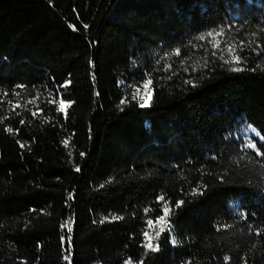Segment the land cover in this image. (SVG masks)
<instances>
[{"label": "trees", "instance_id": "16d2710c", "mask_svg": "<svg viewBox=\"0 0 264 264\" xmlns=\"http://www.w3.org/2000/svg\"><path fill=\"white\" fill-rule=\"evenodd\" d=\"M0 264H264V0H0Z\"/></svg>", "mask_w": 264, "mask_h": 264}, {"label": "rangeland", "instance_id": "374dc122", "mask_svg": "<svg viewBox=\"0 0 264 264\" xmlns=\"http://www.w3.org/2000/svg\"><path fill=\"white\" fill-rule=\"evenodd\" d=\"M149 98H150V90H149L147 85H144L139 90V100L142 102L143 106H146L148 104ZM161 221H162V218H159L158 223H156V224L160 225ZM146 240H147V244H149L150 243V235L149 234L146 235Z\"/></svg>", "mask_w": 264, "mask_h": 264}, {"label": "snow or ice", "instance_id": "6c2138e0", "mask_svg": "<svg viewBox=\"0 0 264 264\" xmlns=\"http://www.w3.org/2000/svg\"><path fill=\"white\" fill-rule=\"evenodd\" d=\"M209 35H211V33L209 34ZM237 60L239 59L238 57L236 58ZM122 103H123V101H122ZM143 106V105H142ZM253 145H249V147H252ZM151 223V222H150ZM153 250H155V249H153Z\"/></svg>", "mask_w": 264, "mask_h": 264}]
</instances>
